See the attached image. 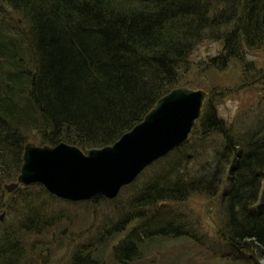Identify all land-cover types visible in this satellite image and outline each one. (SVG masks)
Returning <instances> with one entry per match:
<instances>
[{"label": "trees", "instance_id": "16d2710c", "mask_svg": "<svg viewBox=\"0 0 264 264\" xmlns=\"http://www.w3.org/2000/svg\"><path fill=\"white\" fill-rule=\"evenodd\" d=\"M210 37L223 44L209 60L214 67L239 56L244 45L260 48L264 0H0V184L19 175L32 132L41 146L66 143L87 151L112 145L178 87L191 52ZM203 106L197 125L223 135V159L232 157L222 194V240L236 258L264 259V121L241 140L214 106ZM175 153L131 200L132 208L177 200L202 185L184 176ZM220 168L204 183L219 180ZM30 223L36 222L23 218L19 226L28 232ZM177 230L172 221L153 223L146 237H170ZM4 239L0 264H24L22 242ZM135 241L119 244L114 255L132 259ZM101 262L91 253L73 254V264Z\"/></svg>", "mask_w": 264, "mask_h": 264}, {"label": "rangeland", "instance_id": "374dc122", "mask_svg": "<svg viewBox=\"0 0 264 264\" xmlns=\"http://www.w3.org/2000/svg\"><path fill=\"white\" fill-rule=\"evenodd\" d=\"M12 18L26 26L20 16L14 14ZM222 51L223 44L218 39L210 37L198 43L178 87L206 91L204 104L214 106L217 117L231 128L232 135L242 140L264 121V44L260 48L244 45L239 56L230 58L225 65L211 66L209 60ZM191 133L182 147L171 152H176L177 161L181 160L182 173L189 181L203 182L186 197L153 206L130 205L146 183L167 168L171 157L148 166L114 200L101 197L93 203L59 200L34 185L6 192L4 184L15 182V177L0 184V216L4 217L0 221V239L8 237L22 242L26 249L24 264H73L76 251L100 257L101 264H264L262 258H236L227 241L222 240L226 220V199L222 194L229 187L228 171L232 165L231 155L228 162L223 159L224 136L204 133L199 124ZM39 137L32 132L27 143L41 146ZM216 165L221 167V172L216 173L219 180L205 184L213 177ZM262 184L263 191L264 178ZM23 218L36 222L30 223L28 232L19 226ZM170 221L178 226V234L146 237L150 225ZM127 239H137L139 248L132 259L120 260L121 254L114 255L113 251Z\"/></svg>", "mask_w": 264, "mask_h": 264}, {"label": "water", "instance_id": "95a60500", "mask_svg": "<svg viewBox=\"0 0 264 264\" xmlns=\"http://www.w3.org/2000/svg\"><path fill=\"white\" fill-rule=\"evenodd\" d=\"M206 97L202 89L176 87L158 99L133 129L100 149L84 152L66 143H27L19 175L15 182L4 184V190L12 193L20 186L39 184L48 194L70 203L93 197L114 200L148 166L188 141Z\"/></svg>", "mask_w": 264, "mask_h": 264}, {"label": "bare ground", "instance_id": "6f19581e", "mask_svg": "<svg viewBox=\"0 0 264 264\" xmlns=\"http://www.w3.org/2000/svg\"><path fill=\"white\" fill-rule=\"evenodd\" d=\"M197 125V124H196Z\"/></svg>", "mask_w": 264, "mask_h": 264}]
</instances>
